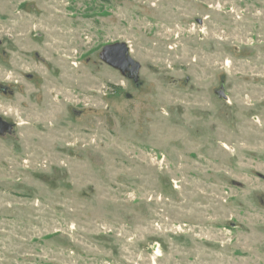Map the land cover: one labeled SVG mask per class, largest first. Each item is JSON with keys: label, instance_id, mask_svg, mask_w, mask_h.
<instances>
[{"label": "rangeland", "instance_id": "1", "mask_svg": "<svg viewBox=\"0 0 264 264\" xmlns=\"http://www.w3.org/2000/svg\"><path fill=\"white\" fill-rule=\"evenodd\" d=\"M0 264H264V0H0Z\"/></svg>", "mask_w": 264, "mask_h": 264}, {"label": "water", "instance_id": "2", "mask_svg": "<svg viewBox=\"0 0 264 264\" xmlns=\"http://www.w3.org/2000/svg\"><path fill=\"white\" fill-rule=\"evenodd\" d=\"M128 50V46L124 42L108 44L103 49V57L110 65L127 70L135 65V60Z\"/></svg>", "mask_w": 264, "mask_h": 264}]
</instances>
